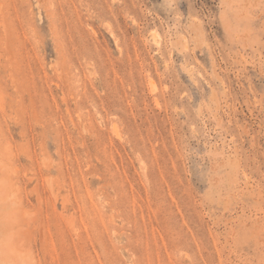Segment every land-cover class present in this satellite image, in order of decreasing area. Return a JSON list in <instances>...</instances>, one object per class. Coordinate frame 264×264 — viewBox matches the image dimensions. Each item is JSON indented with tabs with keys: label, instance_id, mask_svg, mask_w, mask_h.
<instances>
[{
	"label": "rangeland",
	"instance_id": "rangeland-1",
	"mask_svg": "<svg viewBox=\"0 0 264 264\" xmlns=\"http://www.w3.org/2000/svg\"><path fill=\"white\" fill-rule=\"evenodd\" d=\"M0 264H264V0H0Z\"/></svg>",
	"mask_w": 264,
	"mask_h": 264
}]
</instances>
